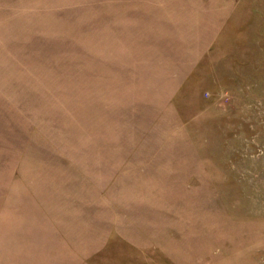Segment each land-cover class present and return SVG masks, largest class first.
<instances>
[{"label": "rangeland", "instance_id": "1", "mask_svg": "<svg viewBox=\"0 0 264 264\" xmlns=\"http://www.w3.org/2000/svg\"><path fill=\"white\" fill-rule=\"evenodd\" d=\"M0 264H264V0H0Z\"/></svg>", "mask_w": 264, "mask_h": 264}]
</instances>
